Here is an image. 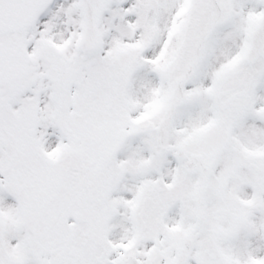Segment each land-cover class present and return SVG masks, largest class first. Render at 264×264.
<instances>
[{
	"label": "snow or ice",
	"instance_id": "snow-or-ice-1",
	"mask_svg": "<svg viewBox=\"0 0 264 264\" xmlns=\"http://www.w3.org/2000/svg\"><path fill=\"white\" fill-rule=\"evenodd\" d=\"M0 264H264V0H0Z\"/></svg>",
	"mask_w": 264,
	"mask_h": 264
}]
</instances>
